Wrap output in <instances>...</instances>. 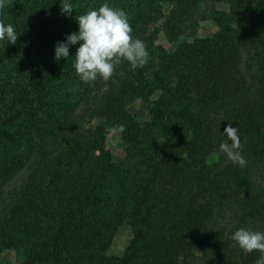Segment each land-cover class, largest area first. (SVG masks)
<instances>
[{"label":"trees","instance_id":"obj_1","mask_svg":"<svg viewBox=\"0 0 264 264\" xmlns=\"http://www.w3.org/2000/svg\"><path fill=\"white\" fill-rule=\"evenodd\" d=\"M66 2L0 9L18 34L0 40V248L14 264H256L232 235L264 232V0H91L124 10L150 57L92 83L73 67L82 41L55 59L79 29L59 19ZM219 3V28L194 37ZM229 123L246 167L219 151ZM113 127L117 162L104 144Z\"/></svg>","mask_w":264,"mask_h":264},{"label":"clouds","instance_id":"obj_2","mask_svg":"<svg viewBox=\"0 0 264 264\" xmlns=\"http://www.w3.org/2000/svg\"><path fill=\"white\" fill-rule=\"evenodd\" d=\"M3 7L5 2L0 0V9ZM73 9L71 3L61 5L62 14L70 16ZM76 20L78 31L67 35L66 41L57 42L55 59H66L70 56L69 45L82 41L76 50L73 67L84 83L95 82L98 78L109 80L123 61L129 62L133 71L147 64L150 57L146 44L132 36L133 29L124 10L103 3L98 10H89L77 16ZM5 37L15 44L18 34L11 24L0 21V40ZM223 133L226 139L220 143L219 151L232 163L246 167L247 160L240 151L242 144L237 127L229 123ZM232 239L245 253L258 251L261 258L256 264H264V232L241 227L235 231Z\"/></svg>","mask_w":264,"mask_h":264},{"label":"rangeland","instance_id":"obj_3","mask_svg":"<svg viewBox=\"0 0 264 264\" xmlns=\"http://www.w3.org/2000/svg\"><path fill=\"white\" fill-rule=\"evenodd\" d=\"M10 2L13 0H4V2ZM73 6V10L70 16L62 14L61 13V9L58 10V13L60 15L59 19H61V17L63 19L68 18L70 21H74V23L76 22V17L79 15H82L84 13H86L87 11L91 10V0H74V2L72 3ZM218 13L217 16L215 18H207V19H203L201 24V28L198 30L197 34L194 35V37H200L203 35H209L211 33H213L215 30H217L219 27L217 25L216 19L217 17L221 16L220 13H228V7L226 4H222L219 3L214 7V11ZM212 12V14H213ZM157 43H160L164 46H168L163 33L160 31L158 33V37H157ZM139 103H136L135 105H132L129 108V111L131 113H137L140 114L142 113V109L139 106ZM105 147L108 148L109 150L112 151L113 156L115 161H121L125 158L126 156V150L124 148V146L121 143V134L120 131L116 128L113 127L110 129L109 133L106 134V138H105ZM1 174V173H0ZM26 177V174L24 172L20 173L17 176H14L13 178H11L5 185V189L7 191L12 190L13 187H17L22 181L23 179ZM129 239V236L124 234L121 237H119V239H116V243H114V245H111V252L110 253H119V251L124 247V245L127 243ZM87 260L88 259H83L81 260L78 257L75 256V264H87ZM17 259H15V255L13 253L12 250H9L6 247H1L0 248V262L3 264H14L16 263ZM82 261V262H80ZM71 263V262H70ZM91 264V263H90Z\"/></svg>","mask_w":264,"mask_h":264}]
</instances>
